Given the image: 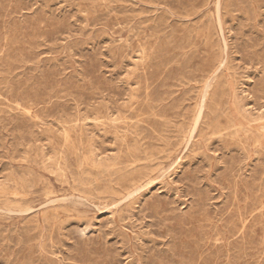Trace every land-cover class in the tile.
I'll return each instance as SVG.
<instances>
[{
	"label": "rangeland",
	"instance_id": "1",
	"mask_svg": "<svg viewBox=\"0 0 264 264\" xmlns=\"http://www.w3.org/2000/svg\"><path fill=\"white\" fill-rule=\"evenodd\" d=\"M0 264H264V0H0Z\"/></svg>",
	"mask_w": 264,
	"mask_h": 264
},
{
	"label": "bare ground",
	"instance_id": "2",
	"mask_svg": "<svg viewBox=\"0 0 264 264\" xmlns=\"http://www.w3.org/2000/svg\"><path fill=\"white\" fill-rule=\"evenodd\" d=\"M83 146V145H82ZM109 171V170H108ZM104 179V178H103ZM75 180V179H74Z\"/></svg>",
	"mask_w": 264,
	"mask_h": 264
}]
</instances>
